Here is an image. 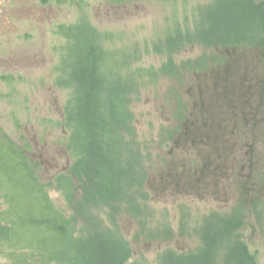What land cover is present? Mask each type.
<instances>
[{"label":"rangeland","instance_id":"374dc122","mask_svg":"<svg viewBox=\"0 0 264 264\" xmlns=\"http://www.w3.org/2000/svg\"><path fill=\"white\" fill-rule=\"evenodd\" d=\"M216 1L0 0V143L14 168L23 160L31 169L73 241L109 244L114 264H233L248 253L249 264H264V99L262 113L239 114L245 102L228 79L244 55L264 68V15L251 23L240 15L248 0H224L234 15L217 20ZM77 95L100 120L112 117L109 139L122 148L123 172L105 193L89 142L74 140ZM5 171L1 229L19 211ZM174 172L197 188L162 187ZM33 230L37 242L46 233ZM37 245L42 253L0 237V264H69L66 247L54 256ZM94 253L86 264H101Z\"/></svg>","mask_w":264,"mask_h":264},{"label":"trees","instance_id":"16d2710c","mask_svg":"<svg viewBox=\"0 0 264 264\" xmlns=\"http://www.w3.org/2000/svg\"><path fill=\"white\" fill-rule=\"evenodd\" d=\"M223 3L224 0H217L214 4V10H210L209 15H213L214 13L213 16H215L217 20H219L218 17L221 18V15L222 18L226 20H228V17H233L234 12H231V10H229V8H227L225 4L223 5ZM245 6V12L241 13L240 15H248V21L251 23L253 22V20H255L254 15H264V0H248L246 1ZM260 21L264 24L263 17H261ZM117 89H119V87H117ZM89 100V96H86V98L84 99L80 97V95H77L75 99V131L73 136L75 142L78 140V138L82 139V144L83 139L89 142L85 144L86 153L89 155H87V158H89L90 161H93L92 166H97L96 164L100 163L97 167H100L99 172L101 173H98V175L100 176H97L98 180L96 179V183L98 184L97 188L100 189L99 191L105 193L106 190H110L112 180H114V187L117 186V180L120 177V172H123L122 167H119L118 165L119 159L121 158L122 148H118L117 145L119 144L116 145V143L112 139H109V129H111L112 117L110 116V118L107 120L106 118L105 120H100V116L98 115V113H96L98 117L97 118L94 112L95 106L92 107ZM119 117L120 116L115 113L114 121L118 120ZM87 133L91 135L90 140H88V138L86 137ZM197 133L201 135L200 131H197ZM190 138H192L191 135ZM102 142H105L107 148L101 145ZM96 158L97 160H95ZM13 160H15V156H13L11 147L7 146L5 149L0 148V170L5 171L6 169H8L7 171H5L6 174L3 173L4 177L12 180L11 186L12 188H14V191H17L15 193H11L12 195H10L11 199H9V201H13V204L18 203L19 205L18 208L14 207L15 209H19V211L15 210V212H18L16 219V222L18 224L14 221L13 224L10 225L11 227L8 228V226H6L2 228L3 230L0 228V237H3L4 239H15L20 243L28 241V243L30 242L33 245V248L35 247L37 250L39 249V253H42L43 249L37 244L41 242L43 244H48L49 246H52V255L54 256L56 255L54 254V251H57V248L60 247V249L62 250V248L66 247L67 249L62 250L61 253L63 256L66 255L65 258L69 260V264H86V260H88V258L91 257V259L94 260L92 256L96 254L94 253L96 251H98L99 254V257H95L96 261H99L101 264H114V261L116 259L114 260L113 247H110L109 244H103L102 246L97 242V240H92L90 242L92 244V249H90L80 241L78 243L73 241V231L71 226L68 224L65 217L53 211L46 193L39 186V183L36 180L32 179V176H30L32 173L31 169L28 167V165L26 166L23 160H21V165L19 166V168L17 167L18 169H16V167L14 168ZM204 160L205 162L203 163L205 165V169H208L207 171H210L212 167L211 159L206 155ZM81 161L82 159H79L78 164H80ZM17 162L18 160L16 161V164ZM82 162H86L85 158ZM88 162H86V164ZM176 173L177 172L168 174V177L163 178L162 187H170V179H173L172 185L180 186L179 184H181L182 186V184H185V186L188 185V187L190 186L193 190L195 189V186L197 188V185L199 183V180H197V178L194 179L192 177H188L183 172L178 174ZM105 175L108 176H106L105 178L107 179V183H103L102 181V177ZM11 213H14V211H12ZM33 228L42 229L46 232L43 236H40V234L39 236H37L38 242L35 240L36 234L34 235V231L36 230H33ZM51 235L57 237V240H55L56 244L50 245ZM93 242H95V245H93ZM103 247L109 248L110 251H113V255L111 254L112 257L107 256V253L102 251ZM88 249H90V253L85 254L86 252H88ZM69 250L70 252H68ZM59 251L60 250H58V252ZM49 252L50 249L48 247V249L45 250V253L48 254ZM117 254L120 256V253ZM49 255L50 254H48L47 257H51ZM108 258L113 259L106 260ZM234 259L235 258H233V260ZM164 260H170V257H165ZM239 261L249 264V261L252 262V256L249 253L245 254V258H241L238 261L235 260L233 264H241V262L238 263ZM117 262H119V259L117 260ZM33 264H37V262L33 261Z\"/></svg>","mask_w":264,"mask_h":264},{"label":"flooded vegetation","instance_id":"af4514ba","mask_svg":"<svg viewBox=\"0 0 264 264\" xmlns=\"http://www.w3.org/2000/svg\"><path fill=\"white\" fill-rule=\"evenodd\" d=\"M9 10H13V9H9L8 7L4 8L5 12H8ZM77 33L79 35L81 34V36L84 35L83 33H80V31ZM77 33H76L75 39L78 38ZM241 58H243V60L240 61L236 65L237 66V69H236L237 76L228 77L230 81H231V77H234V82L236 83V86L234 87L236 90H238L236 100L239 103L245 102V105H246L250 103L254 97L255 99L256 98L257 99H256V105H254V108L248 109L247 106L245 105L244 106L237 105L235 109L238 110L239 114L241 113L245 114L246 112L252 113V114L262 113L261 109L259 108V104H261L264 99V68L262 69V67L260 66V62H258L257 60L256 61L251 60L245 55L241 56ZM240 68H243V73L241 74L237 72L238 69ZM6 147L7 145H2L0 143L1 149H5ZM170 184L172 185L171 182Z\"/></svg>","mask_w":264,"mask_h":264}]
</instances>
